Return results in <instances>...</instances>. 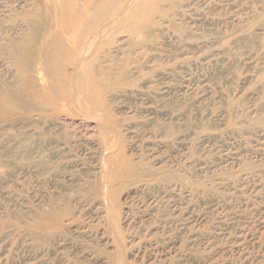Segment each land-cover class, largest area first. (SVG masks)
I'll return each instance as SVG.
<instances>
[{
  "label": "rangeland",
  "instance_id": "374dc122",
  "mask_svg": "<svg viewBox=\"0 0 264 264\" xmlns=\"http://www.w3.org/2000/svg\"><path fill=\"white\" fill-rule=\"evenodd\" d=\"M54 4L0 0V264H264V0H154L95 96Z\"/></svg>",
  "mask_w": 264,
  "mask_h": 264
},
{
  "label": "bare ground",
  "instance_id": "6f19581e",
  "mask_svg": "<svg viewBox=\"0 0 264 264\" xmlns=\"http://www.w3.org/2000/svg\"><path fill=\"white\" fill-rule=\"evenodd\" d=\"M153 9L154 0H55L53 11H51L52 25L50 26L49 34L45 36L46 38L43 42L50 46H56V49H58L57 52H59L58 58L61 56L74 61V69L76 68V70H74V75L76 73L75 76H78L77 78L79 80V77H83L81 80L84 82L87 93L90 96H95L99 93L95 75L99 76L102 73L110 71L107 68L102 69L101 66H104L102 64L101 66H96L94 64L99 58L102 59L108 56L107 53L104 54L106 56H100L103 50V42L107 35V27H109V31H118L117 29L120 28V26H124V28L128 29V36L134 35L138 32L141 23L146 25L152 23ZM108 14H110V17L106 19ZM24 28V33L26 34L25 40L34 42L36 40L34 25L32 23H27L24 25ZM130 40L131 37L126 39V41ZM63 44L69 45L72 52L70 49L67 50V53L61 52L60 49L63 48ZM115 53H118V49L114 54ZM51 55H54L53 52ZM55 57L57 56L54 55V58ZM114 74L118 75L119 73ZM113 80L115 81V78ZM82 81L79 83H82ZM81 86L79 85V87ZM81 88H83V86ZM62 93L66 94L65 91H62ZM99 122L101 121L99 120ZM102 129L100 130L101 132ZM103 130H105L103 131L105 133L106 129Z\"/></svg>",
  "mask_w": 264,
  "mask_h": 264
}]
</instances>
